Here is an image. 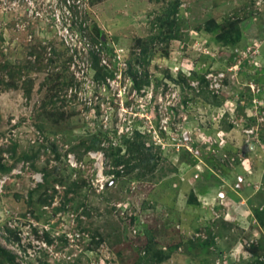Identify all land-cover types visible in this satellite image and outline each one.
<instances>
[{"label": "rangeland", "instance_id": "374dc122", "mask_svg": "<svg viewBox=\"0 0 264 264\" xmlns=\"http://www.w3.org/2000/svg\"><path fill=\"white\" fill-rule=\"evenodd\" d=\"M0 165L17 264H264V0H0Z\"/></svg>", "mask_w": 264, "mask_h": 264}, {"label": "trees", "instance_id": "16d2710c", "mask_svg": "<svg viewBox=\"0 0 264 264\" xmlns=\"http://www.w3.org/2000/svg\"><path fill=\"white\" fill-rule=\"evenodd\" d=\"M70 11H71V9H70ZM91 33L94 34L97 39H101V37H102V31L98 28V26L96 24H93V26L91 27ZM146 50L147 49H144L143 52H147ZM90 55H91V57H94L95 64H96L97 61L99 60L97 58V50H96V48L90 50ZM93 147H95V148L100 147V143H95L93 145ZM0 167H2V169L4 171L8 170V168H6L4 166L0 165ZM6 254H7V251L0 246V256L1 257L3 256L2 259H4V260L1 259L0 263L4 264V262H8V263H12V264H17L15 262V259H13L12 257L11 258L10 257L6 258L7 257Z\"/></svg>", "mask_w": 264, "mask_h": 264}]
</instances>
